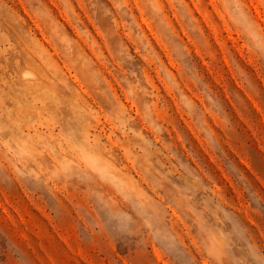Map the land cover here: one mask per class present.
Instances as JSON below:
<instances>
[{
    "label": "rangeland",
    "instance_id": "rangeland-1",
    "mask_svg": "<svg viewBox=\"0 0 264 264\" xmlns=\"http://www.w3.org/2000/svg\"><path fill=\"white\" fill-rule=\"evenodd\" d=\"M0 264H264V0H0Z\"/></svg>",
    "mask_w": 264,
    "mask_h": 264
}]
</instances>
